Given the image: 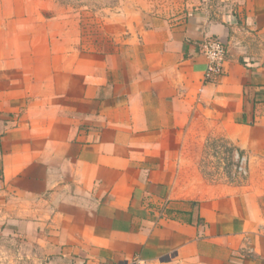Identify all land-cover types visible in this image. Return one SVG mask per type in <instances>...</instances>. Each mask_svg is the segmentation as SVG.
Wrapping results in <instances>:
<instances>
[{
    "label": "crops",
    "instance_id": "1",
    "mask_svg": "<svg viewBox=\"0 0 264 264\" xmlns=\"http://www.w3.org/2000/svg\"><path fill=\"white\" fill-rule=\"evenodd\" d=\"M52 5L0 0V264H264V0H120L107 51Z\"/></svg>",
    "mask_w": 264,
    "mask_h": 264
},
{
    "label": "rangeland",
    "instance_id": "2",
    "mask_svg": "<svg viewBox=\"0 0 264 264\" xmlns=\"http://www.w3.org/2000/svg\"><path fill=\"white\" fill-rule=\"evenodd\" d=\"M52 2L53 10L46 12L57 17L58 25L62 27L64 34L74 41L76 49L107 51L112 48L114 30L111 27V18L119 7L120 0H52ZM232 155L231 152L228 154L221 144L217 147L207 146L200 163L204 177L210 181H218L224 180L227 174L231 178L229 171L232 170ZM7 244L11 246L10 243Z\"/></svg>",
    "mask_w": 264,
    "mask_h": 264
},
{
    "label": "built area",
    "instance_id": "3",
    "mask_svg": "<svg viewBox=\"0 0 264 264\" xmlns=\"http://www.w3.org/2000/svg\"><path fill=\"white\" fill-rule=\"evenodd\" d=\"M201 52L206 58L207 65L204 70L206 80H214L223 73V64L227 59V48L224 41L217 37H209L201 44ZM231 171L232 179L245 178L248 174L247 158L238 152L233 153Z\"/></svg>",
    "mask_w": 264,
    "mask_h": 264
}]
</instances>
